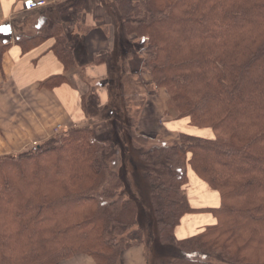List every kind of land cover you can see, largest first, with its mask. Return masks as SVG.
<instances>
[{"label":"trees","instance_id":"trees-1","mask_svg":"<svg viewBox=\"0 0 264 264\" xmlns=\"http://www.w3.org/2000/svg\"><path fill=\"white\" fill-rule=\"evenodd\" d=\"M105 1L97 26L109 25ZM112 1L125 37L138 42L141 83L169 91L184 114L180 118L214 136L179 133L172 143L148 149L132 136L125 138L127 148L117 147L112 127L103 122L97 131L89 124L69 127L0 157V264H57L80 254L95 264H121V252L137 244L145 246L146 264L150 250L165 258L162 264H264V5L252 1L229 9L225 0ZM83 2L73 0L60 10L66 22L42 18L35 33L22 34L15 43L26 51L53 38L52 51L65 70L75 67L68 29L85 28ZM219 9L221 16L213 17ZM197 28L199 34L187 36ZM0 29H6L1 35L8 33L7 27ZM8 45V37H0V54ZM110 55L94 62L107 60L108 72ZM64 79L41 84L51 87ZM86 99L89 113L97 97ZM119 152L128 165L121 174L110 166ZM188 168L219 193L220 205L209 210L214 224L178 240L180 218L194 211L185 187L184 201L176 199ZM121 187H127L128 198L118 194ZM170 228L172 240L165 236ZM194 239L207 256H178Z\"/></svg>","mask_w":264,"mask_h":264},{"label":"crops","instance_id":"crops-1","mask_svg":"<svg viewBox=\"0 0 264 264\" xmlns=\"http://www.w3.org/2000/svg\"><path fill=\"white\" fill-rule=\"evenodd\" d=\"M72 1L47 0L44 7L27 10L26 0H0V27H7L8 33L5 35L9 39L8 47L0 54V157L18 153L46 140L55 133L57 125L62 127L59 132H63L69 127L87 124L95 116L85 112L83 96L88 99L90 94H95L99 110L108 100L103 86L95 87L92 84L107 76L105 62L94 61L111 52L109 48L112 45L111 38L102 32V29L112 30L111 25L97 26L101 22L95 20L100 15L97 11L103 9L100 0H84L81 17L85 28L79 29L76 24L69 26L75 67L65 70L52 51L53 38L45 39L26 51L15 43V38L22 34L35 33L42 18L66 22L67 15H61L60 10ZM91 33H96L98 37V43L93 47L89 43ZM5 35L0 34V37ZM61 76L65 79L59 84L51 87L41 84L49 78ZM11 104L18 108L20 115L14 114ZM163 121V129L171 133L205 138L214 136L208 128L191 126L186 117ZM146 124V120L139 124V133L146 135ZM191 171H187L185 189L189 205L194 211L180 218L174 230L178 240L191 237L214 224L216 219L209 210L220 205L219 193ZM125 251L126 264H146L142 245L131 246ZM60 262L95 264L91 257L82 254Z\"/></svg>","mask_w":264,"mask_h":264},{"label":"rangeland","instance_id":"rangeland-1","mask_svg":"<svg viewBox=\"0 0 264 264\" xmlns=\"http://www.w3.org/2000/svg\"><path fill=\"white\" fill-rule=\"evenodd\" d=\"M252 1L254 3H259V5H264V0H225V4H227L226 8L230 9L232 8V6H234V8L237 7L239 9L240 7L248 6ZM111 4H113L112 0H106V3H103L104 11L108 10V14L110 15L107 23L111 25L112 30L102 29L104 35L106 37L109 36L112 42V45L109 48L111 50V57H109L110 59L108 62L109 75L107 72V76L104 79L98 80V83L96 81L92 82L93 86L95 87L103 86L108 100L100 110L98 109L99 104H96V102L98 101L97 99L93 105H88L87 110L89 111V115L95 116V118L89 119L87 121V124L89 125L87 126H91L93 131H97L102 127L104 128L103 122L109 123V126L112 127V135L113 138L116 139L114 141L116 142L117 147L127 148L125 138L132 136L133 138L138 137V146H141V148L144 149L151 148L157 144L172 143L174 140L179 138V133H171L164 130L162 122H165L163 121L164 119H178L184 114L181 113V111H179L176 108L175 104L171 101L169 91L164 88L157 90L151 86H146L144 82L141 83V68L139 65L141 55L138 51V42H131L129 40V37H125V29L123 28L121 18L118 12L110 7ZM220 4L222 5V1ZM102 11L103 9L98 10L97 12L102 15ZM244 15L245 14H242V17ZM214 16H221L220 9L217 10V12H213V17ZM238 16H241V14L238 13ZM95 20H97V22H100V18H97ZM105 21L106 20H102V22ZM179 26L180 25L175 24L173 27L178 29ZM192 30L193 29L187 30V36L192 32L199 34L202 31L199 28L194 29L193 31ZM105 61L107 60H103V62ZM119 72H121V75H119ZM143 77L145 80L148 79L147 74H144ZM108 79L109 82L107 83L106 81ZM11 109L14 111V114L20 115V111H18V108L13 104H11ZM145 120L147 123V140L144 137L139 136L141 134L145 135L144 133L138 134L139 124H141V122L144 123ZM15 123L18 124L17 122ZM58 129L61 130L62 127L60 126ZM59 130L56 132L58 133ZM126 162L127 160L125 158L123 159L122 155L119 152L110 159V166L113 170H115L116 173L119 172L121 174V172L128 171V165L126 164ZM26 163H29V161H27ZM187 171H189V173H192V171L189 169H187ZM26 178H29V175L26 176ZM185 186H183V184L181 185L179 193L176 197V199L180 203L184 201L183 188ZM123 189L125 191L127 190V187L119 188L118 194L121 193L123 199L128 198L130 196L129 191H127V194L125 195L123 194ZM129 190L131 193H133V190L131 188H129ZM135 228L136 226L132 227V229ZM206 234L207 236H210L211 232H208ZM165 236L169 240L173 239L172 228L167 230V233L165 232ZM140 245H142L145 250V246L143 244ZM184 246V248L182 247L183 250L187 251H184V253H181L179 255L177 253L176 255L182 256V258L198 259L200 257L204 259L207 256V254H205V250L201 249L200 243L197 241V239H194L190 243H184ZM193 247H200V250L204 252L197 251V253L195 252L196 254L189 252L188 250ZM125 252V250L121 252L122 264H126L127 261ZM147 253V264H160L161 262L166 261L165 258H158L156 255L157 253L154 254L151 250ZM167 259L170 260L169 257ZM207 259L213 261V257H207ZM57 264H64V262H59ZM174 264L178 263L174 262ZM243 264H246V261H243ZM249 264H251V260L249 261Z\"/></svg>","mask_w":264,"mask_h":264},{"label":"built area","instance_id":"built-area-1","mask_svg":"<svg viewBox=\"0 0 264 264\" xmlns=\"http://www.w3.org/2000/svg\"><path fill=\"white\" fill-rule=\"evenodd\" d=\"M47 0H26V8L27 10H34L46 5ZM60 125H57L54 131H58ZM57 133V132H56Z\"/></svg>","mask_w":264,"mask_h":264},{"label":"bare ground","instance_id":"bare-ground-1","mask_svg":"<svg viewBox=\"0 0 264 264\" xmlns=\"http://www.w3.org/2000/svg\"><path fill=\"white\" fill-rule=\"evenodd\" d=\"M97 40H98V37H97L96 33H91L90 34V41H89L91 47L95 46L98 43Z\"/></svg>","mask_w":264,"mask_h":264},{"label":"snow or ice","instance_id":"snow-or-ice-1","mask_svg":"<svg viewBox=\"0 0 264 264\" xmlns=\"http://www.w3.org/2000/svg\"><path fill=\"white\" fill-rule=\"evenodd\" d=\"M0 30H6V29H0Z\"/></svg>","mask_w":264,"mask_h":264}]
</instances>
